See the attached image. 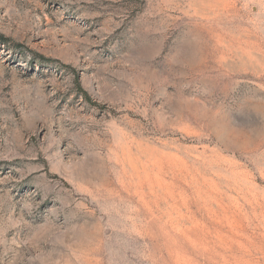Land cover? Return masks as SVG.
<instances>
[{"label": "rangeland", "instance_id": "374dc122", "mask_svg": "<svg viewBox=\"0 0 264 264\" xmlns=\"http://www.w3.org/2000/svg\"><path fill=\"white\" fill-rule=\"evenodd\" d=\"M0 264H264V0H0Z\"/></svg>", "mask_w": 264, "mask_h": 264}]
</instances>
